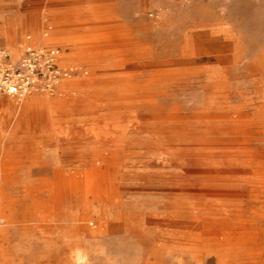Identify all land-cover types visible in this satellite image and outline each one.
Returning a JSON list of instances; mask_svg holds the SVG:
<instances>
[{
  "label": "rangeland",
  "instance_id": "374dc122",
  "mask_svg": "<svg viewBox=\"0 0 264 264\" xmlns=\"http://www.w3.org/2000/svg\"><path fill=\"white\" fill-rule=\"evenodd\" d=\"M39 45L73 73L0 105V264H264V0H0Z\"/></svg>",
  "mask_w": 264,
  "mask_h": 264
},
{
  "label": "built area",
  "instance_id": "2783aa9c",
  "mask_svg": "<svg viewBox=\"0 0 264 264\" xmlns=\"http://www.w3.org/2000/svg\"><path fill=\"white\" fill-rule=\"evenodd\" d=\"M60 51L55 47L27 48L16 59L0 48V99L11 97L17 101L37 90L50 94L60 80H66L73 68L60 67Z\"/></svg>",
  "mask_w": 264,
  "mask_h": 264
},
{
  "label": "bare ground",
  "instance_id": "6f19581e",
  "mask_svg": "<svg viewBox=\"0 0 264 264\" xmlns=\"http://www.w3.org/2000/svg\"><path fill=\"white\" fill-rule=\"evenodd\" d=\"M55 27V26H54ZM59 27V26H58ZM53 29H55V28H53ZM60 29H63V28H60ZM48 35L47 33H45V32H43L42 34H41V36L42 35H44V36H46V35ZM73 40H75V38L73 39ZM71 41V40H70ZM60 41H57L56 39H55V35H53L52 33H51V35H50V37L48 38V39H43V40H41V37H39L38 38V43H41V44H45V45H53V46H55V45H57V43H59ZM85 43V42H84ZM10 45V44H9ZM39 47H43L42 45H39ZM39 47H35V48H39ZM45 47H47V46H45ZM27 48H31V47H24V48H22L20 51H19V53H17L16 54V52H12V53H10L9 51V54L11 55V58L13 59V60H16L22 53H23V51L24 50H26ZM58 64H59V62H58ZM60 67H66V66H61V65H59ZM67 66H69V67H71L70 65H67ZM59 82L60 81H58L57 82V84H56V88H55V94H56V91H57V89H58V87H59ZM45 94H48V95H53V94H49L48 92H46V91H44V90H37V91H35V92H33L32 93V95H45ZM31 95V94H30ZM31 95V96H32ZM30 97V96H29ZM26 98V97H25ZM25 98H23L22 100H20L19 102H22ZM9 100H13V101H15L13 98H11V97H9L8 98ZM34 101V100H33ZM16 102V101H15ZM34 109V108H33Z\"/></svg>",
  "mask_w": 264,
  "mask_h": 264
},
{
  "label": "crops",
  "instance_id": "0c3cea01",
  "mask_svg": "<svg viewBox=\"0 0 264 264\" xmlns=\"http://www.w3.org/2000/svg\"><path fill=\"white\" fill-rule=\"evenodd\" d=\"M15 47H17V46H15ZM66 61V60H65ZM64 63V59H62L61 58V56H60V59H59V65H61V66H64V65H62ZM59 88V87H58ZM10 100L9 99H6L5 101H3V102H0V105H2L3 103H6V102H9ZM8 108V107H7Z\"/></svg>",
  "mask_w": 264,
  "mask_h": 264
}]
</instances>
